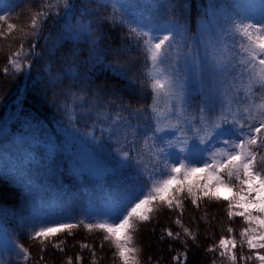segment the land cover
<instances>
[{"label":"snow or ice","instance_id":"6c2138e0","mask_svg":"<svg viewBox=\"0 0 264 264\" xmlns=\"http://www.w3.org/2000/svg\"><path fill=\"white\" fill-rule=\"evenodd\" d=\"M111 3L112 0H96V9L82 13L91 18L89 23L77 19L73 24L76 4L71 0H40V10L31 15L28 30L17 29L9 22L11 13L0 9L4 13L0 14V38L10 36L14 30L21 33L19 47L8 57L12 72L30 69L31 61L21 63V59L38 55L35 38L41 34L44 21L61 15L62 8V39L88 38L94 65L102 66L101 71L110 69L113 76L126 81L130 94L143 93L145 86L151 92V103L138 101L134 105L117 95L115 85L96 84V73L82 78L75 71L70 73L87 83L67 95L79 106H88L83 114L95 117L94 125L107 124V139L117 145L119 157H110L111 162L116 168L133 169L135 175L131 187L122 195L109 197L104 212L86 215L90 222L41 220L28 232V239L41 245V253L46 244L63 251L61 244L65 241L52 243L53 238L65 232L72 235V230L82 224L89 232L104 233L103 241L115 249L113 255L119 264H141L142 249L135 245L134 233L140 225L152 221L155 213L161 209L178 213L173 223L195 242L196 234L182 220L184 201L190 200L197 209L205 201L226 202L227 220L241 218L246 226L239 230V239L234 228L227 226V235H221L206 251L219 249L218 255L226 264H264V3H210L203 9L198 30L191 34L187 12L178 13L180 5L175 0H170L168 17L163 20L126 13L122 11L124 5L119 9L113 5L111 13L92 18L95 11L106 13ZM105 20L126 28L120 47L112 46ZM30 37L31 48H25ZM125 38L130 43H123ZM133 45L136 56L130 55ZM140 57L144 63L138 67ZM3 71L7 75L9 67ZM48 82L58 87L62 80L49 72ZM256 96L261 97L259 102H254ZM58 99L55 96L52 103ZM103 132L104 129L98 145L105 139ZM83 151L91 166L97 167L95 156L104 151L103 147L89 145ZM19 179L23 180V175ZM8 219V214L0 211V264H13L3 259V253L9 251L27 264L31 259L29 248L18 238H10L5 227ZM202 219L207 223V211ZM162 233L161 241L165 237L180 240L188 248L180 232L164 228ZM80 247L90 249L87 243ZM92 257L91 264H97L94 251ZM187 259V251L172 257L176 264H186ZM75 260L80 264L81 257L77 255ZM66 264H73L71 257Z\"/></svg>","mask_w":264,"mask_h":264},{"label":"trees","instance_id":"16d2710c","mask_svg":"<svg viewBox=\"0 0 264 264\" xmlns=\"http://www.w3.org/2000/svg\"><path fill=\"white\" fill-rule=\"evenodd\" d=\"M0 2H7V11L12 15L9 22L17 25V29L28 30L31 15L40 10V0ZM71 2L76 4V15L72 23L75 24L77 19H82L85 24L89 23L91 18H85L82 13L87 9H96V0ZM224 2L225 0H175L180 5L177 12H187L190 33L205 7L210 3ZM169 3L170 0H112L106 13L95 11L92 18L111 13L113 5L117 9L124 5L122 11L126 13L163 20L168 17ZM64 23L62 8L61 15L50 16L44 21L41 34L35 38L38 55L22 58L21 63L25 59L29 60L31 67L19 74L11 71L8 57L19 47L21 33L14 30L10 36L0 38V211L8 214L5 227L9 230V236L12 239L18 238L19 243L29 248L31 259L27 264H66L68 257L76 264L77 255L81 257L80 264H91L93 251L96 253L97 264H119L118 258L113 255L115 249L110 242L103 241L104 233L99 230L89 232L82 224L72 230V235L65 232L53 238L52 243L65 241L61 244L63 251L54 249L52 244H46L45 251L41 253V245L28 239V232L33 227L30 215L32 209L46 208L50 212L66 216L69 222L77 223L81 220L79 214L87 205L103 198L122 195L126 188L131 187L135 175V171L128 168L101 176H93L80 169L83 162H77L76 156L82 153L83 147H103V152L109 153L108 148H117V145L107 139V124L97 122L94 125L95 117L89 118L83 114L88 106H79L78 101L74 102L67 95L69 91L77 92L87 83H81L80 79H75L70 73L75 71L81 78L96 73L93 76L96 84H103L105 87L115 85L117 95H122L125 101L130 100L134 105L138 101L145 105L151 103V92L146 86L143 93L130 94L126 81L113 76L110 69L101 71L102 66L93 64L89 55L88 38L79 41L62 39L60 33ZM104 24L105 32L112 38V46L120 47L121 37H126V28L113 26L106 20ZM32 40L30 37L25 42V48H31ZM123 43L128 44L130 41L125 38ZM130 55H137L134 45ZM105 63L109 61L106 60ZM143 63V58L140 57L137 66ZM5 66L9 67L7 75L3 71ZM49 72L60 76L62 83L58 87H52L48 82ZM142 78L137 77L138 80ZM73 84L76 87H71ZM55 96L59 99L52 103ZM58 104H67L69 107L58 108ZM102 129L105 139L98 145ZM21 175L23 180L19 179ZM184 204L186 210L182 220L196 234L195 242L173 223L178 213L161 209L154 214L152 221L140 225L134 233L135 245L142 249L141 264H176L172 257L184 251H187L188 256L186 264H213L214 260L216 264H226L218 255L219 249L215 252H207L206 249L215 244L221 235H227L226 228L229 225L234 228V235L239 239V230L246 226L242 219L227 220L224 211L226 202L205 201L199 209L190 200H185ZM205 211L208 213L207 223L202 219ZM164 228L180 232L181 240L187 242L188 248L185 249L180 240L165 237L161 241ZM81 243L89 244L90 249H81ZM236 251L239 255L240 249L237 248ZM244 251L247 254L246 248ZM8 254L12 252L9 251ZM20 264H24L22 258Z\"/></svg>","mask_w":264,"mask_h":264},{"label":"rangeland","instance_id":"374dc122","mask_svg":"<svg viewBox=\"0 0 264 264\" xmlns=\"http://www.w3.org/2000/svg\"><path fill=\"white\" fill-rule=\"evenodd\" d=\"M226 2H231V0H225L224 3ZM245 2H251V3H256V4H262L264 3V0H245ZM8 9V4L7 2H0V9ZM202 15V14H201ZM200 15V16H201ZM200 16L197 17L196 21H195V25H194V30L192 32H195L198 30L199 28V24H200ZM191 32V33H192ZM190 33V34H191ZM255 91H259V90H255ZM243 93L241 92V95ZM260 96H256L254 97V102H259L260 100ZM198 99V97H197ZM84 147L82 148V152L76 156V161L79 163H82V166L80 167V169L87 171V173H90L93 176H101L106 172H112L113 166H115L112 162L110 157H116V159H119V157L117 156V151L118 149L116 147L113 148H108L109 153L106 152H97L96 156H95V160L98 162V166L97 167H92L91 163L89 162V160L87 159L84 151H83ZM99 165H102L103 167H100ZM104 169H107V171H105ZM227 194V193H224ZM108 203H109V198L104 199L101 201V203L99 204H90L88 205L85 210L80 214L79 218L85 219L86 221H88L86 219V215L88 213H92V214H96V213H102L106 210V208L108 207ZM31 215V223L32 226L37 224L38 221H48V220H56V219H65L66 216H61V215H56L53 212H50V210L48 209H32V211L30 212ZM69 220L66 219V222H68ZM11 238V237H10ZM7 252H4L3 255H5ZM3 259L5 261L11 260L13 262V264H17V261H19L20 264V257H13V258H7L6 256H3Z\"/></svg>","mask_w":264,"mask_h":264}]
</instances>
